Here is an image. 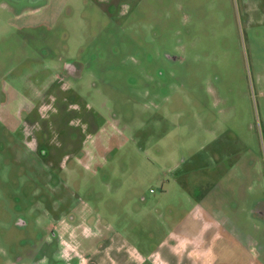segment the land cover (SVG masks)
<instances>
[{"label": "rangeland", "instance_id": "1", "mask_svg": "<svg viewBox=\"0 0 264 264\" xmlns=\"http://www.w3.org/2000/svg\"><path fill=\"white\" fill-rule=\"evenodd\" d=\"M110 235L264 264V0H0V264Z\"/></svg>", "mask_w": 264, "mask_h": 264}, {"label": "crops", "instance_id": "2", "mask_svg": "<svg viewBox=\"0 0 264 264\" xmlns=\"http://www.w3.org/2000/svg\"><path fill=\"white\" fill-rule=\"evenodd\" d=\"M79 234L82 235V232ZM86 239H89V244H94V247L90 252L86 253L85 259L87 263L84 264H115V259L113 257H108L110 256L108 255V249H110L113 241L118 243L117 237H111L110 235L101 237V239H94L92 237H86ZM183 242L185 243L182 244ZM201 243L202 242L198 241L196 238L192 240V242L190 241L189 244L188 240L177 241L175 239L170 241V245L166 247L167 249H164L160 253L159 250H155L151 252V255L144 256L136 252L140 257L138 262L133 259L136 257L130 252V250H133L130 247L125 246L124 248V246L120 245L116 250L120 252L123 251L127 264L131 263V261L135 264H142L148 260L151 261V264H215V258L212 257V251L208 248L209 246H204ZM208 253H210V256H208ZM204 255L207 256L206 259L203 258Z\"/></svg>", "mask_w": 264, "mask_h": 264}, {"label": "flooded vegetation", "instance_id": "3", "mask_svg": "<svg viewBox=\"0 0 264 264\" xmlns=\"http://www.w3.org/2000/svg\"><path fill=\"white\" fill-rule=\"evenodd\" d=\"M52 232H53V233H52V236L54 237L56 233H55V231H54V230H52Z\"/></svg>", "mask_w": 264, "mask_h": 264}]
</instances>
